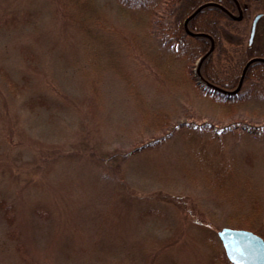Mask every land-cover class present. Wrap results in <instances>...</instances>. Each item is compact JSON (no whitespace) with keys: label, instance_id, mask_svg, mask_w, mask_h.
Instances as JSON below:
<instances>
[{"label":"rangeland","instance_id":"obj_1","mask_svg":"<svg viewBox=\"0 0 264 264\" xmlns=\"http://www.w3.org/2000/svg\"><path fill=\"white\" fill-rule=\"evenodd\" d=\"M95 6L94 59L62 0H0V264H214L206 238L249 211L247 188L264 228V100L212 104L114 0ZM250 25L224 27L225 66ZM207 143L236 172L228 195L192 153Z\"/></svg>","mask_w":264,"mask_h":264},{"label":"trees","instance_id":"obj_2","mask_svg":"<svg viewBox=\"0 0 264 264\" xmlns=\"http://www.w3.org/2000/svg\"><path fill=\"white\" fill-rule=\"evenodd\" d=\"M124 23H134L143 39L151 43L159 44L161 49L154 55L156 67L163 70V73H171L175 62L182 63L183 72L190 75L189 80L195 88L202 90L212 104L232 109L238 105L257 98L264 100V61L252 62L244 75L242 85L238 91L243 70L252 58L263 57L264 52L258 53L253 47H245L238 51L236 57L229 67L221 63L223 55V31L226 24H236L228 13L237 14L238 6L233 0H114ZM240 4L242 0H237ZM64 8L69 15L71 22L76 28L86 35L90 55L96 58L98 50L95 40L98 39L96 27L101 26L99 11L95 6V0H62ZM214 2L217 5H209L201 9L188 22V29L195 33H203L211 36L190 35L185 30V21L202 5ZM226 10V11H225ZM228 11V12H227ZM168 12L170 21L162 22L161 15ZM127 20V21H126ZM128 25V24H127ZM238 37V35H237ZM235 39L239 44V38ZM214 42L213 51L203 60L199 73L200 77L193 75L196 68L195 63L204 57ZM241 44V43H240ZM163 47V51H162ZM114 66H112L113 68ZM167 71V72H164ZM9 84L14 87L10 79ZM187 77L182 83L185 84ZM197 82V84L195 83ZM187 123L174 125L172 130H179L187 126ZM215 129L211 124L205 123L196 125L195 132ZM233 128L223 130L226 134L233 132ZM211 150L207 144L199 146V149L192 153L195 156L198 166L203 170L209 188L219 195H228V187L234 184L236 172L233 167L225 161L211 160L203 154ZM238 171V170H237ZM239 172V171H238ZM229 181V183L227 182ZM232 181V182H230ZM247 183V182H246ZM247 198L250 204L246 213L234 214L228 223L233 228L247 229L259 234L264 239V228L261 226L262 208L254 195V192L247 188ZM5 206V205H4ZM206 243L209 247L219 252L214 264H232L226 257L221 243L215 235L207 237ZM218 248V247H217Z\"/></svg>","mask_w":264,"mask_h":264},{"label":"water","instance_id":"obj_3","mask_svg":"<svg viewBox=\"0 0 264 264\" xmlns=\"http://www.w3.org/2000/svg\"><path fill=\"white\" fill-rule=\"evenodd\" d=\"M209 5H216V4L209 3V4L203 5L200 8H198L193 13V15L187 19L186 24H185L186 30H187V23L189 22V20L194 15H196L202 8H204L205 6H209ZM259 18L260 16H257L254 19L250 41H249L250 44L253 42V38L255 35V30H256V24ZM194 35L206 36L204 34H194ZM212 49H213V46L210 52L212 51ZM206 56H204V58H202L201 62L199 63L198 71ZM256 60L264 61V59H261V58H254L253 60H251V62L256 61ZM251 62H249V64ZM243 79H244V76H242L237 90H239V88L241 87ZM218 237L222 243L226 257L232 264H264V240L258 234L252 231L246 230V229H236V228L225 227V228H222L218 232Z\"/></svg>","mask_w":264,"mask_h":264},{"label":"flooded vegetation","instance_id":"obj_4","mask_svg":"<svg viewBox=\"0 0 264 264\" xmlns=\"http://www.w3.org/2000/svg\"><path fill=\"white\" fill-rule=\"evenodd\" d=\"M232 14L235 15L236 17H239V21H240L239 23L247 24V22H250L251 23L250 31L252 29V23H253L254 18L257 15H260V18L256 25L255 38H257L259 32L262 31V40L259 41L260 45L257 42V43L252 44L249 47H253L255 52H258V53L264 52V0H242V2L238 6L237 14H234V13Z\"/></svg>","mask_w":264,"mask_h":264}]
</instances>
